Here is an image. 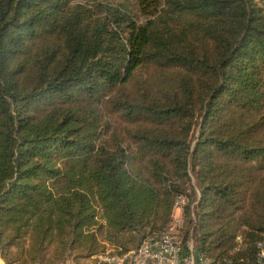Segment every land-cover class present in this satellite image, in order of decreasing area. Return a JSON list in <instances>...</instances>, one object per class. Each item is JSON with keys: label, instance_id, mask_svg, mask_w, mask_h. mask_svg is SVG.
Segmentation results:
<instances>
[{"label": "trees", "instance_id": "trees-1", "mask_svg": "<svg viewBox=\"0 0 264 264\" xmlns=\"http://www.w3.org/2000/svg\"><path fill=\"white\" fill-rule=\"evenodd\" d=\"M263 1L0 0L5 264L126 253L180 195L210 264H257Z\"/></svg>", "mask_w": 264, "mask_h": 264}, {"label": "built area", "instance_id": "built-area-1", "mask_svg": "<svg viewBox=\"0 0 264 264\" xmlns=\"http://www.w3.org/2000/svg\"><path fill=\"white\" fill-rule=\"evenodd\" d=\"M189 203L186 195L176 197L170 224L162 231L148 234L141 244L131 251L119 253L107 250L105 253L93 256L87 263H79L68 259L59 264H210L202 255L193 237L184 240V211ZM256 263L264 264V242L257 243ZM244 248V238H236L234 252ZM0 264H5L0 255Z\"/></svg>", "mask_w": 264, "mask_h": 264}, {"label": "rangeland", "instance_id": "rangeland-1", "mask_svg": "<svg viewBox=\"0 0 264 264\" xmlns=\"http://www.w3.org/2000/svg\"><path fill=\"white\" fill-rule=\"evenodd\" d=\"M89 1H96V2H103V4H106L107 2L111 3L114 6L121 5L129 8V11H132V15L138 14V8L135 5V0H89ZM263 7H264V1H263ZM111 250V249H109ZM89 258H79L77 261L79 263H87V261H90Z\"/></svg>", "mask_w": 264, "mask_h": 264}]
</instances>
